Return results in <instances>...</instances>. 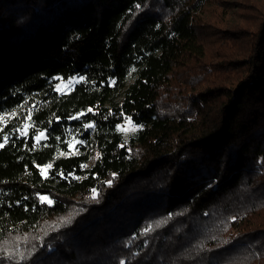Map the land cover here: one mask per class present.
<instances>
[{
	"label": "trees",
	"instance_id": "1",
	"mask_svg": "<svg viewBox=\"0 0 264 264\" xmlns=\"http://www.w3.org/2000/svg\"><path fill=\"white\" fill-rule=\"evenodd\" d=\"M0 144V264H264V0H0Z\"/></svg>",
	"mask_w": 264,
	"mask_h": 264
},
{
	"label": "rangeland",
	"instance_id": "2",
	"mask_svg": "<svg viewBox=\"0 0 264 264\" xmlns=\"http://www.w3.org/2000/svg\"><path fill=\"white\" fill-rule=\"evenodd\" d=\"M73 81H68V82H62L60 81L58 86H59V89L64 93V94H69L72 89H73ZM9 117V116H6V118ZM5 118V117H4ZM3 118V119H4ZM3 119L1 120V122H4ZM124 136L127 138L129 136L130 133H133L136 129L134 126L131 125V123L128 121L121 129H120ZM40 138H42V135H40ZM78 144L79 142L78 141H75L71 147H70V153L69 154H62V156H69L70 154H78L80 151L78 150ZM93 162V161H92ZM42 197H45V196H42ZM46 199L45 200H42V201H46V202H49V199L48 197H45Z\"/></svg>",
	"mask_w": 264,
	"mask_h": 264
},
{
	"label": "snow or ice",
	"instance_id": "3",
	"mask_svg": "<svg viewBox=\"0 0 264 264\" xmlns=\"http://www.w3.org/2000/svg\"><path fill=\"white\" fill-rule=\"evenodd\" d=\"M138 7H140V5H138ZM37 139H39V138H37ZM0 147H3V145L0 144ZM93 198H95V193H94V197ZM45 199H46L45 197H41V200H45Z\"/></svg>",
	"mask_w": 264,
	"mask_h": 264
}]
</instances>
